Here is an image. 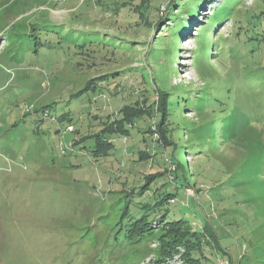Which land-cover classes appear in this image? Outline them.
Returning a JSON list of instances; mask_svg holds the SVG:
<instances>
[{
	"label": "rangeland",
	"instance_id": "rangeland-1",
	"mask_svg": "<svg viewBox=\"0 0 264 264\" xmlns=\"http://www.w3.org/2000/svg\"><path fill=\"white\" fill-rule=\"evenodd\" d=\"M202 9L197 19L214 10L213 25L223 23L214 39L195 27L183 33L176 62L172 39L158 36L168 34V0H0V264H154L160 224L135 244L111 236L150 201V191L132 192L143 176L175 184L173 167L157 135L143 138L140 119L127 136L106 128L128 103L146 110L156 94L158 110L186 91L172 105L176 136L205 147L186 156L189 185L175 190L166 219L212 227L217 248L204 246V264L228 255L239 264L248 243L240 264H264V197L255 199L264 188V2L211 0ZM220 106L234 112L222 120L228 135L220 123L218 133L204 132ZM202 180L228 186L214 191ZM155 264H187L184 247Z\"/></svg>",
	"mask_w": 264,
	"mask_h": 264
},
{
	"label": "trees",
	"instance_id": "trees-1",
	"mask_svg": "<svg viewBox=\"0 0 264 264\" xmlns=\"http://www.w3.org/2000/svg\"><path fill=\"white\" fill-rule=\"evenodd\" d=\"M170 1V3H169ZM209 1L211 0H168V11L172 15L170 16L167 23H164L161 26V29L165 30L169 34H159L158 36L162 37H170L172 39V45L171 50L176 49V62L179 60V44H180V37L183 35V33H190L192 27H195V30L199 29L200 33H203L207 37L213 38L214 33L216 32V29L219 27V25L223 22H220L216 25H213L214 20L216 18V12L214 10L212 11V16H204V20L197 19L196 16L199 11H201L202 8L205 7V5L209 4ZM264 2V0H262ZM174 5V6H172ZM177 5V6H176ZM203 10V9H202ZM205 11V10H203ZM168 14V13H167ZM170 15V14H169ZM206 15V14H202ZM167 15H165L166 17ZM165 17H158V20L154 21L150 26H159V22L163 20ZM52 24V23H50ZM42 27H46V30L44 32L47 34L49 30L48 25H44ZM53 33L57 34V31H53ZM195 35V34H189ZM57 41L56 43H59V36L56 37ZM214 39V38H213ZM45 41V39H44ZM214 41V40H213ZM42 43V42H40ZM43 44L51 45L48 41L43 42ZM91 45L90 43L87 44ZM79 47V46H78ZM83 48V47H81ZM80 48V49H81ZM91 48H85V50L88 51ZM82 51V50H81ZM91 51H93L91 49ZM203 50H200L201 53ZM87 53L81 52V54L86 55ZM171 55V51L168 53ZM88 55V54H87ZM86 55V56H87ZM93 57V55H90V57ZM264 70V66H263ZM148 77L150 75L146 73ZM144 74V75H146ZM264 74V72H263ZM144 77V76H143ZM147 81V80H145ZM95 89V88H94ZM111 94L115 95L119 92L117 89V86L111 90ZM144 93L142 94L145 96L143 98L144 102H149V93L147 89L143 90ZM155 91V90H154ZM161 94L166 93L165 91L158 90ZM190 91H186V93L182 94H174L170 92L169 95L174 94L173 96L166 97V103L167 105L162 106L158 108V110H155L153 107L156 103V94L155 99L152 102L148 103V106L146 110L142 109L139 104L137 103V100L133 104H126L123 106L121 112L122 117L121 119L113 120L110 125L106 128L108 133H119L122 135H129V127H132L134 123L137 120H141L144 123H146V130H143V138L145 139L144 135L145 133L155 134L157 135V139L155 138V141H158L160 144V147L164 150V157L166 158L163 163L164 165L168 162L169 167H173V172L171 173V179L170 181H173L175 184H172L169 181L159 182V175L160 173H154V174H145L143 176V184L140 185L139 189H132V192H137L138 195L144 194L145 192L150 191L149 195L151 197L150 201L143 202L139 208H141V212L137 211L134 213L133 217L130 218L126 224V227H118L117 235H112L111 239L113 240H123L127 241L130 244L139 243L142 240L141 236H144L146 234L151 233L153 230L151 229V225L158 223L160 224V229L162 230L161 234L163 235L160 237V243H161V250L158 253L157 257L154 260V264L158 263L162 258H164L167 255H170L177 246H183L185 249V258L187 261V264H204L202 262V258L205 256L203 253V249L205 245H208L215 249L216 251V243H217V235L213 231L212 227L207 223H200L196 221H188L187 219L180 217L175 219H166L167 213H168V207L173 201V197L175 198L177 193H175V190H182L185 194L186 191L183 190L188 187L189 184V171H188V164L185 163V158L187 155H196V152L202 153L204 147L202 149L199 148L201 141L194 140L188 143H185L181 145V139L176 134L182 130L181 126L178 125L176 122H172L171 119H175L174 113L177 112V110H174L173 106L175 102H177L179 99H184L188 95ZM206 94H198L195 96L197 100L203 99ZM215 102H217L218 106L221 104V101L217 99ZM162 104V103H161ZM197 102L194 101V104L192 106H196ZM186 107V106H185ZM220 113H223L222 116H219L215 118L216 120L211 122L210 130L205 131L206 133H218V130L224 131L227 129V125L222 122V120L231 119L234 120V112H230L228 110H222L221 106L219 107ZM149 119H153V124L155 127V130L152 129V124ZM175 121V120H174ZM139 123V122H138ZM220 123V124H219ZM216 124H219V129L216 127ZM191 130V129H190ZM202 135V132L199 134ZM224 135H228V132L224 131ZM215 138H219V136H215ZM101 143V142H100ZM104 148H101V150H104L105 148L110 149L112 144L108 143L104 145L101 143ZM111 145V146H109ZM166 147V148H165ZM100 150V151H101ZM140 158H143L145 151L139 152ZM146 157V156H145ZM249 164H254L256 166V163L254 160L248 162ZM172 165V166H171ZM195 170L201 169L200 164H197L194 166ZM204 183L208 184L209 180H202ZM206 181V182H205ZM228 180L223 181H215L211 182V186L208 187L210 190L218 191L225 189ZM154 183L155 187L151 188L152 184ZM198 185L199 183L196 181L194 184ZM210 184V183H209ZM231 186V185H230ZM233 187V186H231ZM174 191V192H173ZM197 192L200 191H206V189H198ZM258 197L255 199L257 200L259 197L262 198V195L264 197V188L263 190L258 193ZM189 197V195L187 196ZM190 198V197H189ZM199 199H202V201L205 198H202L201 196L198 197ZM217 201V200H216ZM195 203H193L194 205ZM206 204V203H205ZM261 204V203H260ZM204 204L200 203V206L202 207ZM209 205V204H207ZM149 212H159V215L154 216L151 220L147 218ZM123 221V219H122ZM123 223V222H122ZM247 226V225H246ZM245 226V227H246ZM249 230L251 228H248ZM119 234L121 235V239H119ZM160 234V235H161ZM244 234V233H243ZM129 244V245H130ZM247 253H245L244 257H247L251 253V248L249 246V243L247 244ZM226 252V251H225ZM198 254V255H197ZM241 256V257H242ZM229 264H235L234 260H232L231 256H227ZM238 258V263H241L240 258Z\"/></svg>",
	"mask_w": 264,
	"mask_h": 264
},
{
	"label": "built area",
	"instance_id": "built-area-1",
	"mask_svg": "<svg viewBox=\"0 0 264 264\" xmlns=\"http://www.w3.org/2000/svg\"><path fill=\"white\" fill-rule=\"evenodd\" d=\"M228 262H223V260L220 262V264H227Z\"/></svg>",
	"mask_w": 264,
	"mask_h": 264
}]
</instances>
